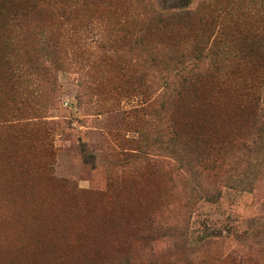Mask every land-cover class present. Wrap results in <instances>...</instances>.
<instances>
[{"label": "rangeland", "instance_id": "obj_1", "mask_svg": "<svg viewBox=\"0 0 264 264\" xmlns=\"http://www.w3.org/2000/svg\"><path fill=\"white\" fill-rule=\"evenodd\" d=\"M0 264H264V0H0Z\"/></svg>", "mask_w": 264, "mask_h": 264}, {"label": "trees", "instance_id": "obj_2", "mask_svg": "<svg viewBox=\"0 0 264 264\" xmlns=\"http://www.w3.org/2000/svg\"><path fill=\"white\" fill-rule=\"evenodd\" d=\"M186 13H184V15H185ZM148 17H150V20L149 21H151V20H154V21H152V23L151 24H153V31H155L156 29H157V27H158V25H160V24H162L163 23V21L165 20V18H167V16L164 14V13H151L150 15H148L147 16V18ZM138 18V20H136L135 18H133L132 16H125V19H124V21L123 22H120L119 20L121 19V17L118 19V21L116 22V23H110V26H112V25H114L113 27H112V29H114L115 27H118V32H119V27H121L120 29H122V28H124V27H126V29L128 28L129 29V31L127 30V32L125 33V38L127 39V40H131L132 39V37H134V36H137L139 33L138 32H141V30H136L135 29V27H141V23H142V20H141V17H137ZM156 25H155V24ZM157 26V27H156ZM132 29V30H131ZM141 36V35H140ZM129 38V39H128ZM109 40V39H108ZM119 40H122V38H121V36L119 35V34H117V32L114 34V35H111V37H110V41H112V42H118ZM134 43H136V41H133V42H130V45H132V44H134ZM156 45H157V43H155ZM139 54H140V57H142L141 56V53L139 52ZM145 55H147V56H149L148 54H145ZM211 65V64H210ZM213 66V65H212ZM187 67H189V66H187ZM187 70V68L186 67H184L182 70H181V72H183V71H186ZM261 75H263V73L261 74ZM262 77L260 76V77H258L256 80L255 79H247V80H243L242 81V83L243 84H245V88L248 90V91H252L255 87H256V84L257 83H259V81H260V79H261ZM186 81H184L183 83H185ZM235 85L237 86V87H239V83L238 82H236L235 83ZM181 122H182V119L180 118L179 119Z\"/></svg>", "mask_w": 264, "mask_h": 264}]
</instances>
